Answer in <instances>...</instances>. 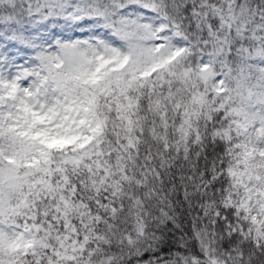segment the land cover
<instances>
[{
    "label": "snow or ice",
    "instance_id": "snow-or-ice-1",
    "mask_svg": "<svg viewBox=\"0 0 264 264\" xmlns=\"http://www.w3.org/2000/svg\"><path fill=\"white\" fill-rule=\"evenodd\" d=\"M0 264H264V0H0Z\"/></svg>",
    "mask_w": 264,
    "mask_h": 264
}]
</instances>
